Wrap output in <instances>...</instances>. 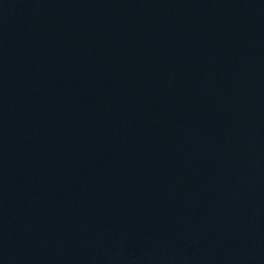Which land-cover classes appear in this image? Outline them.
Segmentation results:
<instances>
[{
    "label": "water",
    "instance_id": "95a60500",
    "mask_svg": "<svg viewBox=\"0 0 264 264\" xmlns=\"http://www.w3.org/2000/svg\"><path fill=\"white\" fill-rule=\"evenodd\" d=\"M0 264H264V0H0Z\"/></svg>",
    "mask_w": 264,
    "mask_h": 264
}]
</instances>
